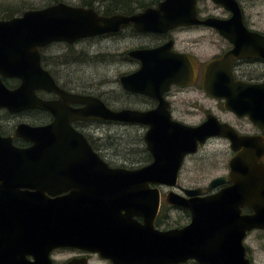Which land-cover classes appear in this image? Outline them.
I'll return each mask as SVG.
<instances>
[{
    "label": "water",
    "instance_id": "obj_1",
    "mask_svg": "<svg viewBox=\"0 0 264 264\" xmlns=\"http://www.w3.org/2000/svg\"><path fill=\"white\" fill-rule=\"evenodd\" d=\"M213 1L225 4V0ZM195 14V0H164L131 17H103L93 8L60 2L0 20V107L10 113L36 107L53 112V104L39 100L35 91L56 90L62 98L68 97L40 65L39 49L50 43L71 44L129 24L138 30L161 31L189 24ZM1 78L18 79L20 85L8 89ZM81 101L91 105L89 98ZM96 108L71 114V119L150 126L145 141L152 163L135 171L112 169L83 137L74 140L76 133L70 128V140L57 139L56 132L68 131L69 119L61 113L49 126L16 128L17 136L32 142L27 149H16L10 138L0 137V163L5 166L0 175L4 190L0 193V264H52L48 255L60 247L96 253L111 264H250L243 240L248 231L264 228V144L221 130L225 126L209 131L208 123L191 128L170 121L169 116L161 122L147 113L114 112L100 102ZM162 128L174 134L162 135ZM212 134L230 139L236 151L228 164L231 185L206 197H198L200 189L184 190L185 197L169 192L165 202L186 210L190 223L180 229H156L160 193L151 186L176 187L184 155L195 152L198 142L203 144ZM48 157L87 160L47 162ZM70 165L77 168L71 170ZM91 165L97 168L89 170ZM52 166H65L67 173L56 176L50 172ZM63 177L70 185L62 188L69 193L47 196ZM226 181L214 179L208 188ZM244 207L253 214L241 215ZM78 264L86 263L83 259Z\"/></svg>",
    "mask_w": 264,
    "mask_h": 264
},
{
    "label": "flooded vegetation",
    "instance_id": "obj_2",
    "mask_svg": "<svg viewBox=\"0 0 264 264\" xmlns=\"http://www.w3.org/2000/svg\"><path fill=\"white\" fill-rule=\"evenodd\" d=\"M117 1L111 4L95 2L92 7L86 8H93L103 17L115 15L131 17L147 8H155L164 0L143 6L136 5L134 0ZM206 3H209V6ZM195 7L196 19L189 24L161 31L138 30L133 24H129L113 33L79 39L71 44L54 42L40 48L42 69L50 75L58 89L68 94V97L62 98L56 90H36L35 96L39 100L53 104V112L36 107L10 113L6 108L0 107V137L10 138L16 149H27L32 146V142L17 136L16 128L20 124L32 127L49 126L55 122V115L61 113L64 119H69L68 131L56 132L57 139L70 140L72 135L70 128L76 133L74 140L79 142L78 136L83 137L98 158L112 169L135 171L150 165L153 157L147 151L145 141L150 126L108 120L71 119V114L81 110L97 111L96 105L100 102L114 112L147 113L161 122L164 121L162 117L169 116L170 121L191 128L208 123V130L214 131L215 126L220 128L225 126V129L221 130H233L240 137L255 139L257 145L264 144V0H225L223 5L213 0H195ZM164 16L174 15L165 13ZM90 41L99 42L98 47L87 45L86 42ZM103 42H106V45L102 46ZM90 64H94V67L110 68L111 74L87 83L83 74L84 69ZM74 68L82 74V78L80 75L78 78L74 75L75 72L72 71ZM1 80L8 89H16L20 85V80L15 78ZM83 98H89L88 103L91 105L81 101ZM28 114H31L32 118L25 121L23 117ZM192 116L200 118L195 122L186 121V117ZM104 124L128 127L137 132L145 148L143 160L139 161L140 163L136 162L138 164L130 162L131 166H117L108 161L100 150L102 144L100 125ZM161 134L172 136L174 133L169 128H162ZM214 144L227 148V159L225 172L216 175L211 181L217 178H226L227 181L212 189L208 188L211 181L206 187L180 186L178 181L186 163L208 145ZM235 155L236 151L232 150L230 139L219 134L210 135L203 144L198 142L196 151L185 154L182 159L176 187L151 186L157 188L160 193L155 228L166 231L180 229L190 223V215L186 210L169 205L183 210L189 222L180 227L159 228L164 190H167L164 202L169 192L184 197V190L200 189L201 194L198 197L216 194L231 185L228 179L230 172L228 164ZM80 158L87 160V157H48L45 160L67 162ZM1 164L2 162L0 175L5 169ZM76 168L77 166L71 165L69 167L71 170ZM91 168H97V165L88 167L89 170ZM50 172L56 176L65 175L67 168L52 166ZM95 173L99 174L97 171ZM65 185L68 186L70 183L63 177L62 181H55L52 188L54 193L46 195L55 197L68 194L69 192L62 188ZM2 191L4 190L0 179V193ZM252 214L246 207L241 210V215ZM137 221L143 222L141 218H137ZM263 243L264 228L247 232L243 245L250 264H255V254L264 251ZM48 258L52 264H78L83 259L86 264L92 261L109 262L96 253L62 247L51 250ZM27 259L34 261L32 256Z\"/></svg>",
    "mask_w": 264,
    "mask_h": 264
},
{
    "label": "rangeland",
    "instance_id": "obj_3",
    "mask_svg": "<svg viewBox=\"0 0 264 264\" xmlns=\"http://www.w3.org/2000/svg\"><path fill=\"white\" fill-rule=\"evenodd\" d=\"M85 0H63L72 6H81ZM48 0H0V15L12 14L19 16L24 8L29 9H40L49 5ZM209 6V3H206ZM92 43V44H91ZM87 45H94L96 48L99 42L90 41L86 42ZM109 44V43H108ZM102 46L106 45V42L101 43ZM59 49V47H55ZM61 50V48H60ZM90 64L85 68V74H83L84 80L87 83L92 82L101 76L111 74L110 68L97 66ZM75 72L74 75L78 78L79 75L82 78V74H79L77 68L72 70ZM32 118L31 114L24 116L25 121H30ZM200 116L186 117V121L195 122ZM102 136V144L100 147L101 154L111 163L117 166H131L130 162L135 164L140 163L145 156V148L140 140V136L137 132L133 131L128 127L113 126V125H100ZM227 159V148L222 145L214 144L208 145L200 154L186 163L178 184L185 188L192 187H206L207 184L216 175L225 172V161ZM138 162V163H136ZM133 164V165H135ZM165 194L162 199V206L160 210V229H170L180 227L189 222L186 213L181 209H176L165 204L164 197L167 190H164ZM261 247L258 249L260 251ZM264 249V243L262 245ZM255 264H264V251H260L258 255L255 254ZM90 264H110L109 262H96L92 261ZM187 264H193L191 262Z\"/></svg>",
    "mask_w": 264,
    "mask_h": 264
},
{
    "label": "trees",
    "instance_id": "obj_4",
    "mask_svg": "<svg viewBox=\"0 0 264 264\" xmlns=\"http://www.w3.org/2000/svg\"><path fill=\"white\" fill-rule=\"evenodd\" d=\"M48 1L50 3L49 5L63 2V0H48ZM115 1H117V0H85L81 6L82 7H92L95 2H102V3H106V4H109V3L111 4V3H114ZM118 1L120 2V0H118ZM157 1L158 0H134L135 4L138 6L152 5V4L156 3ZM24 9H25L24 11L29 10V8L28 9L24 8ZM24 11H21L20 13H23ZM12 17H13L12 14L0 15V19H10ZM193 264H196V263H193Z\"/></svg>",
    "mask_w": 264,
    "mask_h": 264
}]
</instances>
